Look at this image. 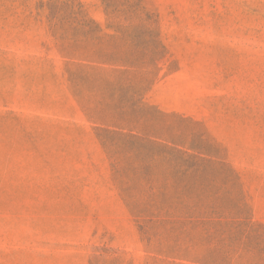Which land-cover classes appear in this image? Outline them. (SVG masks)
Returning a JSON list of instances; mask_svg holds the SVG:
<instances>
[{
	"label": "rangeland",
	"instance_id": "obj_1",
	"mask_svg": "<svg viewBox=\"0 0 264 264\" xmlns=\"http://www.w3.org/2000/svg\"><path fill=\"white\" fill-rule=\"evenodd\" d=\"M46 1L0 0V264H264V0H142L165 55L135 86L61 52ZM78 2L113 34L101 0ZM131 94L147 140L103 141L91 109ZM175 170L211 215L136 218L128 196Z\"/></svg>",
	"mask_w": 264,
	"mask_h": 264
},
{
	"label": "trees",
	"instance_id": "obj_2",
	"mask_svg": "<svg viewBox=\"0 0 264 264\" xmlns=\"http://www.w3.org/2000/svg\"><path fill=\"white\" fill-rule=\"evenodd\" d=\"M101 2L109 23L107 28L113 31L110 35L102 33L101 27L89 18L78 0H48L45 3L41 2L40 7H45L52 35L61 52L67 57L71 60H88L113 66L121 76H127L126 82L129 86H135L143 81H137L134 76H151L152 73L141 72L140 67L143 65L153 67L165 55V49L159 48L157 34L152 40L149 39L150 41L141 39L144 32L153 35L157 21L153 20V14L145 12L142 0ZM120 42L124 44L122 45L124 48ZM70 63L73 64L72 61ZM82 74L81 69L69 72V76ZM115 83H118L117 80ZM141 99V96L131 94L126 100H115V95H111L108 100H99L91 109V119L103 126L99 128L102 132L99 137L105 139L103 141L110 138L129 140L132 143L147 140V134L140 126L141 110L144 107ZM190 169H193V166L185 173ZM132 170L144 180L150 181L152 178L146 164H140ZM178 174L179 170L172 173L174 179L172 185L168 186L164 181L159 185L157 192L143 195V201L138 199L134 201L133 196H128L134 216L142 220L158 221L161 224L167 221L166 218L175 215L183 214L188 218L211 215V208L206 209L200 205L203 188L197 191L196 181L180 188ZM168 197L182 203L176 206L165 205L164 200ZM242 213L245 214L247 211L244 208H232V215L240 216Z\"/></svg>",
	"mask_w": 264,
	"mask_h": 264
}]
</instances>
